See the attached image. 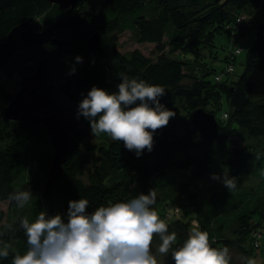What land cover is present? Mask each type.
Instances as JSON below:
<instances>
[{
    "label": "trees",
    "instance_id": "obj_1",
    "mask_svg": "<svg viewBox=\"0 0 264 264\" xmlns=\"http://www.w3.org/2000/svg\"><path fill=\"white\" fill-rule=\"evenodd\" d=\"M81 3L79 10H90L85 22L74 25L70 34L65 28L57 31V37L69 38L66 49L56 52L55 45L45 43L16 51L0 69L6 81L19 85L14 76H20V70L31 73L51 51L46 79L71 100L80 102L93 86L118 92L125 74L163 86L160 103L176 115L154 133L152 151L144 150L139 157L107 134H77L79 145L69 148L45 198L53 153L50 134L41 122L8 119L0 113V201L7 203L5 210L0 208V240L11 245L8 259H0V264H11L16 252L26 251V237L19 228L23 216L31 222L44 210L66 220L70 200L88 199L91 213L149 190L156 192L153 209L161 205L160 219L177 235L174 248L182 246L195 228L209 233L213 247L229 248L230 264H246L242 258L255 256V230L263 233L264 249V96H257L248 77L249 71L264 70V0H99L89 8ZM65 11L48 0H0V41L24 19L32 17L38 29ZM125 30L138 42L154 43L153 55L138 48L121 52L118 35ZM223 30H232L236 40L246 32L251 37L244 71L235 80L226 76L234 70L241 46L223 57L219 71L203 59L204 50L214 46L216 32ZM93 32L100 33L94 52L86 45ZM228 65L231 70L226 71ZM14 92L0 78V111ZM224 100L231 104L229 113L221 110ZM196 108L215 115L216 139L207 141L190 127L189 114ZM81 120L91 130L89 121L83 116ZM213 175L234 177L236 188L229 191ZM28 189L33 198L25 208L9 201L11 193ZM159 244V237H154L151 248L158 260L174 264L170 254L159 255Z\"/></svg>",
    "mask_w": 264,
    "mask_h": 264
},
{
    "label": "clouds",
    "instance_id": "obj_2",
    "mask_svg": "<svg viewBox=\"0 0 264 264\" xmlns=\"http://www.w3.org/2000/svg\"><path fill=\"white\" fill-rule=\"evenodd\" d=\"M75 59L82 62L79 56ZM120 80L118 92L93 86L79 102L77 115L89 121L93 136L107 134L139 157L144 150L152 151L154 133L166 127L176 113L160 103L165 95L163 86L125 74ZM213 179H222L229 191L236 188L234 177L213 175ZM32 198L29 189L17 190L8 197L20 209ZM155 203L156 192L149 190L147 195L141 193L126 202L99 206L91 213L87 211L88 199L70 200L66 220L61 214L50 216L44 210L31 222L23 216L19 228L27 247L23 254L12 256L11 264H162L151 248L156 236L160 240L159 255L170 254L174 264H230L229 248L213 247L207 231L194 229L182 246L174 248L177 235L169 233L168 225L152 207ZM10 248L0 240V259H8ZM242 259L246 264H257L252 258Z\"/></svg>",
    "mask_w": 264,
    "mask_h": 264
},
{
    "label": "water",
    "instance_id": "obj_3",
    "mask_svg": "<svg viewBox=\"0 0 264 264\" xmlns=\"http://www.w3.org/2000/svg\"><path fill=\"white\" fill-rule=\"evenodd\" d=\"M55 3L66 14L55 18L51 24L39 26L29 17L13 25L5 38L0 41V69L16 51H24L33 45L49 43L55 45L56 52H62L69 43V38L57 37V31L65 28L70 34L74 25L80 26L90 14L85 9L75 14H69L76 7L79 0H48ZM100 33L89 35L86 45L94 52L99 48ZM50 52L36 63L31 73L20 70V87L13 93L12 99L0 111L8 119L41 122L50 134L53 147L50 168L43 188L44 197H48L50 188L60 176L62 166L72 145H79L77 134L91 136V130L78 117L79 102L71 100L60 93L46 79L49 66ZM189 124L203 139L212 141L218 137V121L214 114L203 108H196L189 114Z\"/></svg>",
    "mask_w": 264,
    "mask_h": 264
},
{
    "label": "rangeland",
    "instance_id": "obj_4",
    "mask_svg": "<svg viewBox=\"0 0 264 264\" xmlns=\"http://www.w3.org/2000/svg\"><path fill=\"white\" fill-rule=\"evenodd\" d=\"M98 1L99 0H82L81 7L82 6H85V8L92 7V5L94 3H97ZM246 33H247L246 35L240 36L236 40V38H234L233 36L232 30H223L220 32H216L213 38L214 46L211 47L210 49L204 50L203 59L208 64H211L212 66L216 68V70L219 71L225 64L223 57L226 54L233 51L235 46L237 45L241 46V52L235 55V58L233 61L234 70L226 76L230 80L237 79L238 76L244 71L245 49L247 47L248 41L251 38V37H248L250 36L249 32H246ZM117 47L121 52H125L128 50L134 49V48H138L146 55H153V50H154L155 45L154 43H151V42H138L133 37V34L131 33L130 30H125L118 35ZM210 54L212 55V57H210ZM248 77L250 80L254 81V88H255L257 96H260V97L264 96V70L249 71ZM0 78L1 80L6 82L7 88L12 91H16L20 87V84L11 85V82L6 81L7 80L6 76L2 71H0ZM14 78L20 80L19 75H15ZM250 95L254 96V93H251ZM221 110L229 113L231 111V104L227 102L226 100H224ZM217 114L219 116L221 113L218 112ZM160 206L161 205H158V209L161 208ZM6 207H7L6 201L4 202L0 201V208L5 210ZM175 209L178 210L179 208L176 207ZM194 229L195 228H193L191 232ZM262 240L263 238H261L259 247L256 248L255 256L253 257V259L257 261V264H264V249H263V245H261ZM232 254L236 258V260L240 263L241 258L239 254L236 253L234 250H232Z\"/></svg>",
    "mask_w": 264,
    "mask_h": 264
},
{
    "label": "built area",
    "instance_id": "obj_5",
    "mask_svg": "<svg viewBox=\"0 0 264 264\" xmlns=\"http://www.w3.org/2000/svg\"><path fill=\"white\" fill-rule=\"evenodd\" d=\"M238 21H239V19H238ZM239 51V49H235L234 50V52L236 53V52H238ZM225 70L226 71H229V70H231V66L230 65H228L226 68H225ZM219 75H216L215 76V78L216 79H219ZM226 116V113H223V117H225ZM174 211L175 212H177V210L174 208ZM193 223L195 224L196 222H194L193 221ZM254 239H253V241H252V245L254 246V247H258L259 246V244H260V239L262 238V236H263V233L260 231V230H255V232H254Z\"/></svg>",
    "mask_w": 264,
    "mask_h": 264
},
{
    "label": "flooded vegetation",
    "instance_id": "obj_6",
    "mask_svg": "<svg viewBox=\"0 0 264 264\" xmlns=\"http://www.w3.org/2000/svg\"><path fill=\"white\" fill-rule=\"evenodd\" d=\"M82 0H79V2H81ZM79 2L77 3V5H76V7L75 8H73V10L69 13V14H75V13H77V12H81V11H83V9H81V10H79ZM66 14V11L61 15V16H63V15H65ZM59 17V16H58ZM57 18V17H56ZM45 25V24H44Z\"/></svg>",
    "mask_w": 264,
    "mask_h": 264
}]
</instances>
